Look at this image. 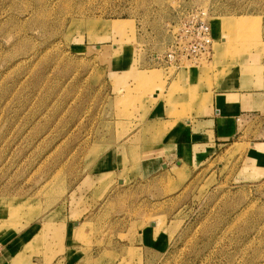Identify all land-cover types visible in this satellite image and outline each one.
<instances>
[{
    "label": "rangeland",
    "instance_id": "rangeland-1",
    "mask_svg": "<svg viewBox=\"0 0 264 264\" xmlns=\"http://www.w3.org/2000/svg\"><path fill=\"white\" fill-rule=\"evenodd\" d=\"M198 9L211 57L166 62ZM256 50L264 0H0L7 264H264V151L242 136L181 166L144 145L155 103L188 114L186 90L201 110L193 72L216 85Z\"/></svg>",
    "mask_w": 264,
    "mask_h": 264
},
{
    "label": "crops",
    "instance_id": "crops-1",
    "mask_svg": "<svg viewBox=\"0 0 264 264\" xmlns=\"http://www.w3.org/2000/svg\"><path fill=\"white\" fill-rule=\"evenodd\" d=\"M212 29L216 37L213 25ZM232 62L213 86H202L195 77L198 72H193L189 81L207 98L201 110L198 99L190 101L186 90L176 96L194 104L188 114L176 115L164 101L151 107L153 127L144 145L153 159L167 158L182 166L242 136L248 137L256 155L264 151V53L252 51ZM166 112L175 115L165 116ZM5 253L0 250V264L8 263Z\"/></svg>",
    "mask_w": 264,
    "mask_h": 264
},
{
    "label": "built area",
    "instance_id": "built-area-1",
    "mask_svg": "<svg viewBox=\"0 0 264 264\" xmlns=\"http://www.w3.org/2000/svg\"><path fill=\"white\" fill-rule=\"evenodd\" d=\"M214 38L212 24L206 12L195 10L179 23L163 58L166 62L176 64L183 61L199 63L211 57Z\"/></svg>",
    "mask_w": 264,
    "mask_h": 264
},
{
    "label": "bare ground",
    "instance_id": "bare-ground-1",
    "mask_svg": "<svg viewBox=\"0 0 264 264\" xmlns=\"http://www.w3.org/2000/svg\"><path fill=\"white\" fill-rule=\"evenodd\" d=\"M253 24H254V23H253ZM115 25H116L117 27H120L119 24H115ZM236 25H237L238 27H240V28H238V29H243V30H244V33H245L246 31H247L246 33H248L249 27H246V24L240 22V23H237ZM252 26H253V25H252ZM248 34H249V33H248ZM248 34H247V35H248ZM255 36H257L256 33H255ZM217 42H218V41H217ZM155 75H156V74L152 72V74H150L149 76L147 75V76L145 77L146 79H145V78H144V79H145V80H148V79H151V78L153 79V78L155 77ZM147 82H148V81H147Z\"/></svg>",
    "mask_w": 264,
    "mask_h": 264
}]
</instances>
